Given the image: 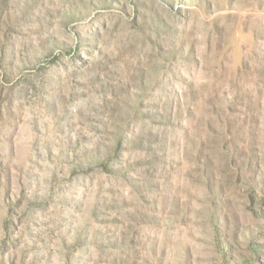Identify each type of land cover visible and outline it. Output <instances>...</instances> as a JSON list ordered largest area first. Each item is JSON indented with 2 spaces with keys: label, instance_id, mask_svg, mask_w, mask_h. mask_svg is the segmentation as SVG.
<instances>
[{
  "label": "rangeland",
  "instance_id": "374dc122",
  "mask_svg": "<svg viewBox=\"0 0 264 264\" xmlns=\"http://www.w3.org/2000/svg\"><path fill=\"white\" fill-rule=\"evenodd\" d=\"M0 264H264V0H0Z\"/></svg>",
  "mask_w": 264,
  "mask_h": 264
}]
</instances>
